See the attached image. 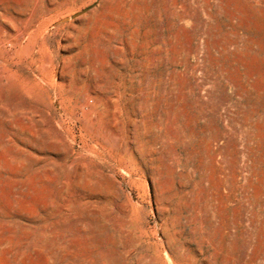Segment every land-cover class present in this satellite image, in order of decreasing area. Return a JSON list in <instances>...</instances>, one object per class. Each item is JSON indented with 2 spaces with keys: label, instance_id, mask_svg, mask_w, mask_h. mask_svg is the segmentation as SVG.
Here are the masks:
<instances>
[{
  "label": "rangeland",
  "instance_id": "374dc122",
  "mask_svg": "<svg viewBox=\"0 0 264 264\" xmlns=\"http://www.w3.org/2000/svg\"><path fill=\"white\" fill-rule=\"evenodd\" d=\"M0 264H264V0H0Z\"/></svg>",
  "mask_w": 264,
  "mask_h": 264
},
{
  "label": "bare ground",
  "instance_id": "6f19581e",
  "mask_svg": "<svg viewBox=\"0 0 264 264\" xmlns=\"http://www.w3.org/2000/svg\"><path fill=\"white\" fill-rule=\"evenodd\" d=\"M3 31L5 33H8V39L5 40L3 37L4 35L3 34H0V46L5 44L6 42H10V40H12L13 38H15V36L17 35V31L14 27H10V26H4V29Z\"/></svg>",
  "mask_w": 264,
  "mask_h": 264
}]
</instances>
